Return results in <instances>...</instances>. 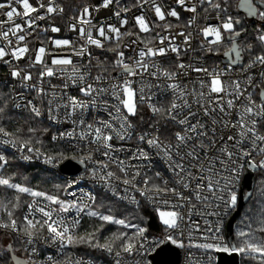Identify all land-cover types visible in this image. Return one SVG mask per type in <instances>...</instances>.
Wrapping results in <instances>:
<instances>
[{
  "label": "snow or ice",
  "instance_id": "snow-or-ice-1",
  "mask_svg": "<svg viewBox=\"0 0 264 264\" xmlns=\"http://www.w3.org/2000/svg\"><path fill=\"white\" fill-rule=\"evenodd\" d=\"M174 4L166 7L161 0H134L130 6L122 5L121 0L85 3L75 15L68 17L66 25L69 31L77 33L82 43L77 46L71 39L49 37L54 51L41 41V46L34 50L33 56L28 57L27 68H24L20 67L19 61L32 51L27 41L38 28L45 32H61V28L55 25L42 28L39 21L63 16L65 8L57 0H35V4L30 0H6L0 2V15L6 18L0 20V62L9 66L10 76L18 80L21 88L35 90L41 100L49 96L44 83L50 85L52 98L47 100L49 119L56 121V113L61 107L68 110L66 119L81 110L80 118L72 120V123L83 126L79 139L88 145H95V149L89 147L88 153L80 157L63 152L47 156L44 159L46 164L77 160L85 166L92 179H98L107 191L118 199L130 201L137 208L139 201L129 192L130 189L139 192L153 205L163 226L165 235L156 242L157 246L170 242L184 248L186 245L181 237L187 231L190 241L187 247L203 250V258L189 256L188 264H215L216 257L211 253L236 254L256 264H264V239H257L254 234L257 231L264 233V203L249 219L246 225L249 231L239 230L236 233L239 243L225 240L222 220L213 225L207 219L204 220L206 228L201 235L204 242L191 243L193 232L200 230V224L192 220L193 215H219V212L208 211L214 204L216 208L223 205L226 210H235L240 191L238 185L245 165L251 170L264 171V0H174ZM14 5L22 6V9ZM146 6L152 11L154 19L147 17ZM134 8L140 9V14L129 17L127 14ZM178 8L191 14L186 21ZM232 9L237 10L235 15ZM102 11L109 12L107 19L115 17L117 23L98 20L97 14ZM201 16L205 24L198 26ZM16 17L22 23H16ZM170 18L178 23L173 24ZM250 20L253 23L249 24ZM194 26L196 36L202 37L196 46H193V31L188 30ZM157 28L160 31H156ZM174 28L178 29L175 34ZM250 28H254L252 37L257 42L255 45L248 40ZM141 34H148V38ZM178 37L182 38L179 42ZM126 38H134L132 44L143 45L131 49L134 55L127 58L125 51L121 50L130 48L124 42ZM91 48L114 54L110 66L119 70L117 76L105 75L109 72L107 58L102 60L94 56ZM197 51L217 56L222 52L227 63L223 68L218 65L209 67L195 55L185 62L184 57L189 52ZM46 56L51 57L50 63ZM172 56L175 60L169 67H164L158 59H171ZM73 57L80 58V61L74 62ZM84 58H87L86 62ZM37 66V83L29 84L33 81L30 69ZM93 68L99 74L93 76ZM53 77L62 78V85H53L50 79L45 80ZM89 79L93 82H88ZM58 87L60 92L56 91ZM69 87H76L80 96L68 95L66 90ZM158 95L168 97L167 105L158 102ZM64 97H67V103L61 104L59 101ZM23 100L24 97L19 96L13 107L26 108L35 117L41 115L40 108L32 99L26 103ZM98 106L108 112L109 119L86 123L83 110ZM145 107L151 113L148 129L136 133V121L144 122L141 113ZM7 109V100L0 95V121ZM20 131L17 129V133ZM28 131L34 133L36 130L29 128ZM134 134L137 146L129 159L150 165L153 156L159 157L170 173L169 179H165L160 172L148 176L142 171L143 165L126 163L114 155L124 148L117 149L113 140L128 141ZM0 135L13 137L3 140L5 145L13 148L19 145L21 152L27 148L29 153L35 151L38 156L43 155L39 149L30 146L31 138L23 140L3 126H0ZM73 135L74 131H69L61 133L59 138ZM53 139L57 137L53 136ZM94 152L100 153L104 160H95ZM22 159L29 160L31 157L25 155ZM88 163L93 167L88 168ZM7 164V158L0 154V169ZM111 165L123 174L122 180L109 170ZM139 177H142L141 181L137 180ZM113 179L121 180L126 186L123 189L125 195H120L112 187ZM78 182L72 180L64 186L54 185L58 193L62 190L73 197L72 200H65L59 194L13 183L12 177L5 178L0 174V186L13 189L16 193L6 203L0 200V212L7 217L6 220L0 217V230H4L2 234L9 237V242H0V264H38L34 244L45 232L48 239L59 244L61 251L67 246L87 244L109 254L114 252L115 264H124L123 254L143 256L155 250L146 249L144 243L137 246L139 241H146L144 234L148 231L147 227L94 210L96 196L92 193L78 197L77 192L69 191ZM20 194L33 198L27 203L28 212L22 220L14 216L15 210L20 207ZM251 196L249 192L247 198ZM240 198H244L243 194ZM161 204L168 210H161ZM198 205L203 206V211ZM71 210H75L77 217L83 213L136 231L132 236L120 233L100 243L95 231L77 234L79 218L68 222L62 215ZM224 214L227 215V211ZM253 223L257 225L255 229ZM16 240L22 248L16 246ZM118 240L122 243L119 250H114ZM41 264H73V261L70 256L59 260L49 255ZM74 264L83 262L77 260ZM135 264L150 262L136 260Z\"/></svg>",
  "mask_w": 264,
  "mask_h": 264
},
{
  "label": "built area",
  "instance_id": "built-area-1",
  "mask_svg": "<svg viewBox=\"0 0 264 264\" xmlns=\"http://www.w3.org/2000/svg\"><path fill=\"white\" fill-rule=\"evenodd\" d=\"M63 1H66L67 3V8H65V6L62 4ZM0 2H6V0H0ZM30 2L35 4V0H30ZM93 2V0H57V3H59L60 5H62L65 8V13L63 14V16H53L51 18H49L48 20H44V21H39V25L43 28V27H49L50 25H55L61 28V32L60 33H52L50 30L45 32V31H41L39 28L36 30V32L33 33L32 36H30L28 38V46L30 48V51L28 53V56L25 57V59L19 61V65L20 67H24L27 68V64H28V57H31L34 55V50L36 48H38L39 46H41V41H43V43L46 45V47L50 50V51H54L53 46L51 45V43L49 42V37L54 38V39H71L75 42V44L77 46H79L82 41L78 39L77 33L75 32H71L68 30L67 28V23L68 21V17L71 15H75L77 12V9L81 6H83V4L85 3H90ZM134 2V0H121V4H127V5H131ZM161 2L166 6V7H170V6H175L174 4V0H161ZM16 6V5H14ZM18 9H22V6H16ZM140 9L134 8L132 12L128 13L127 15L129 17H132L134 15H138L140 14ZM147 17L149 19H154V15L152 13V11L146 6L144 9ZM178 11H181V16L182 19L184 21L187 20V18L191 15L190 13H184L182 10H180L178 8ZM110 15L109 12L107 11H102L101 13L97 14V19L98 20H104L107 23H113L116 24L117 20L115 17H112L110 20L107 19V17ZM6 19L4 16L0 15V20H4ZM172 19L173 24L178 23L177 21H175L173 18ZM16 23H22V20L19 17L15 18ZM97 22V21H94ZM205 24V20L203 18V16H201V18L197 21V25L198 26H203ZM131 26V21H130V25ZM195 26L193 29H188L189 31H193L194 34V40H193V46L198 45V43L200 42V40L202 39V37L196 36L195 34ZM178 29H173V34H175V32ZM123 31V29H122ZM133 31H136V29H133ZM156 31H160L159 28L156 29ZM95 35V33H94ZM145 39L148 38V34H141ZM151 35H155V33H152ZM134 38H126L125 39V43L130 45V48L125 49L122 48L121 50L125 51V56L126 58L129 56L134 55V52L131 51V49H138L139 47H142V44H132L131 40ZM182 38H177V42H179V40ZM249 41H251L254 45L257 43L253 37L249 38ZM94 56H98V57H102L103 53H108V52H102L99 49H95V48H91L90 49ZM67 51V50H64ZM110 55H112V57L114 58V54L112 53H108ZM197 56L199 58H201L204 62H205V66H209V67H215V66H219L221 68H223L226 63H214L210 61V57L212 56V54H202L199 51H197L196 53H191L189 52V54L187 56L184 57L185 62H187L189 59H191L193 56ZM45 59L50 63V59L51 57L46 56ZM160 59L161 63L163 64L164 67H169L172 65L171 62L172 60L175 59L174 56L171 57V59H167V58H158ZM87 58H84V62H86ZM73 61L74 62H79L80 58L78 57H73ZM93 63H95V61H93ZM38 70H39V66H37L36 68L30 69V71L33 73V81H29V84L32 83H37V76H38ZM96 68L92 69V74L93 76L97 75L98 73L95 71ZM238 71V70H237ZM119 70H115L113 73H106L105 75H111V76H117L118 75ZM51 81V84L53 85H57V86H61L63 83L62 78H58V77H53V78H45V80H49ZM88 82H93L91 79H89ZM4 86L7 90L8 96H9V100H10V106L11 109L17 113V114H23V113H28L30 116L39 119V120H43L45 121L49 128L51 129V140L52 142L63 146L66 151L67 154L69 156L71 155H75L77 157L86 155L89 151V147H91L93 150L95 149V145H88L86 141L84 140H80L79 139V133L82 130L83 126H77L75 124L72 123V120H78L81 116V110H77V112L71 117L66 119L65 118V113L66 111H68L67 109H64L63 107H61L56 115L58 116V119L56 121L49 119V113H48V104H47V100L51 99V88L50 85L45 82L43 87L45 88L46 91L49 92V96L45 97L43 100H41L40 97H38L36 95L35 90H32L30 88H21L19 85L18 80H14L11 76H10V69L8 65L3 64L2 62H0V87ZM102 86H107V84H103ZM57 92H60L61 89L58 87L56 89ZM67 94L68 95H72V96H80V93L78 92V89L76 87H69L67 90ZM155 91V90H154ZM19 96H23L24 100L22 102L26 103L27 100L32 99L33 102L40 108L41 110V115L39 117H35L33 116L26 108L23 109H15L13 107L14 103L17 101V99H19ZM83 98V97H81ZM86 99V98H84ZM104 99H110L109 97H104ZM157 100L159 103H161L163 100H167L168 103V97H164V96H157ZM61 104L63 103H67V97H64V99L62 101H59ZM111 103H115V101H111ZM83 118L85 119L86 123H95L96 119H100V120H107L109 119V115L108 112L105 111L103 109L102 106H98V107H89L88 109H84L83 110ZM144 116V122L141 123L140 126L137 125V129H136V133H139L141 130L144 129H148V124H149V117L151 116V113H149L147 111V108L145 107L141 113ZM8 132H10L9 130H7ZM69 131H74V135L72 137H67L65 136L64 138H59L61 133H65V132H69ZM12 133V132H10ZM53 136H56L57 139H53ZM13 137H4L2 135H0V154L4 155L8 162L10 161V159L17 161L19 164L23 165V166H34L37 168H41L43 170L46 171H50L52 173H55L60 180H62L63 182V186L66 185L67 182L72 181V180H78V184L75 185L72 189H69V191H75L77 192V196L78 197H82L84 193H92L97 197V192L98 191H102L105 194H107L111 199L124 204L126 206L129 207H133V208H137V206L135 204H132L130 201L128 200H121L118 199L116 196H114L112 194L111 191H107L105 189V187L103 186L102 182H98L97 180H94L91 178V176L89 175L88 172L85 171V169L82 172H79L77 174H68V173H62L60 171V164H56V162L54 161L53 164H46L44 162L45 157L47 156H56V155H50L48 153H46L44 150H42L40 147L31 144L30 146L33 147L34 149H39L40 153H42L43 155L38 156L37 153L35 151L29 153L27 151V148L24 149L23 152L19 151V145H17L16 148H13L11 145H5L2 143L3 140L5 139H12ZM114 144V146L119 149L121 146L124 148L123 151H117L116 153H114L115 156L119 157V159H124L126 163H132V164H140L143 165L142 167V171L144 173H146L148 176H154V174L156 172H160L161 175L165 178V179H169L170 178V173L167 171L164 162L159 158V157H155L153 156L150 165L148 164V162H141V161H135V160H130L129 157L132 155V153L135 151L136 146H137V140L135 139V134L133 135V138L131 140L128 141H117V140H113L112 142ZM145 148H147V146H144ZM77 149H80L79 151ZM29 156L31 157V159L29 160H24L22 159L23 156ZM151 155V153H150ZM257 159H260L259 156L256 157ZM94 159L95 160H104V157H102L100 155V153L98 152H94ZM87 163V162H86ZM55 165V166H54ZM88 168H92L93 165L91 163L87 164ZM247 166L245 165V169L242 171L241 174V181H240V185H238V188L241 189V185H242V180H243V176H244V172L246 170ZM111 171H114L117 176L121 177V180L124 178L123 174L120 173L119 169L115 166V165H111L110 169ZM80 177H83V179H79ZM121 180H115L113 179L111 181V185L113 188L116 189L117 192L120 193V195H125L123 189L126 187L125 185H123L121 183ZM138 181L142 180V177L137 178ZM142 186V184L140 185ZM129 194L131 195H135L136 199L139 201V206L141 204H146L149 208H151L152 210L155 211L153 205L149 204L147 202V200H145L144 197H141L139 192H136L133 189H130ZM239 194L240 191L238 192V199H239ZM60 197L62 199L65 200H72L73 197L68 195L66 192L62 191L60 192ZM32 197L29 198L27 203H30L32 201ZM219 203V202H216ZM159 207L161 208V210H168L167 206L164 205H159ZM201 211H203V206H199ZM208 211H216L219 212V215H207V216H201V215H193L192 216V220L196 221L200 224V230L199 231H194L192 234V239H191V243H202L204 242L201 239V235L204 232V229L206 228V225L204 224V220L207 219L209 222H211L213 225H215L218 221H223V229H222V234L225 237V240H227L226 237V224L228 219L231 217V215L233 214V212L235 210L232 209H224L223 205H221L219 208L215 207V204L213 205V207L209 208ZM225 211H227V215H225ZM28 212V208H27V204L23 210L22 213V217L27 214ZM63 216H65L67 218L68 222H71V220L79 218L80 223L76 229V232L78 235H82L84 232V222L87 219V215L85 214H80L79 217H77L75 210H71L69 213H65L62 214ZM0 217H2L3 219L6 220V217L4 216L3 212H0ZM188 225V222L186 221V226ZM145 227V226H144ZM4 230H0V242H9V237L3 235ZM133 234V231L130 232V235ZM145 237L147 238L146 241L145 240H141L137 243V246H139V243H144L145 244V248L146 249H153L155 248L154 251H148V253L146 255L143 256H137L135 253L129 255V254H123V261L124 264H135L136 260H142L144 262H150L151 264V255L163 244L160 245H156V242L161 240L164 235L165 232L164 230L161 233L158 234H148L147 232L144 234ZM177 236H179V233H177ZM105 239H100V243H104ZM181 239H183L184 243H185V247L184 248H179L181 250V259L179 261L178 264H188V258L189 256H192L193 258H203L204 257V253L203 250L200 249H196V248H190L187 247L189 241L188 235H187V231H185V235L183 237H181ZM16 246L22 248L23 246L20 244L19 240L15 241ZM34 246L37 248V253H36V260L38 261V264H41V262H43L47 256L52 255L53 257L59 259V260H64L65 257H71L73 264L75 261L80 260L83 262V264H115V254L114 252L112 254H109L108 252L101 250V249H97L95 248L99 253H101L102 255H104L106 257V261L99 263L96 260H93L89 257H85L83 255H80L78 253H75L72 251V246H67L65 247L62 251L60 249V246L58 243H53L51 241V239L47 238V233H43L42 237L39 238ZM31 247V246H29ZM114 250H119V246L114 245ZM211 255H214L216 257L215 260V264H218V255L217 253H211Z\"/></svg>",
  "mask_w": 264,
  "mask_h": 264
},
{
  "label": "trees",
  "instance_id": "trees-1",
  "mask_svg": "<svg viewBox=\"0 0 264 264\" xmlns=\"http://www.w3.org/2000/svg\"><path fill=\"white\" fill-rule=\"evenodd\" d=\"M232 11L233 14L235 15L237 10L232 9ZM251 23L253 22L250 20L249 24ZM252 29L253 28L249 29L248 40L249 38L252 37V33H253ZM245 56L247 57L246 53ZM105 58H107V62L109 65L108 73H113L115 70H113L110 66L111 61L113 59L112 55L108 53H103L100 59L103 60ZM174 60H172L171 62H173ZM210 61L216 64L221 63L220 55L218 56L212 55L210 57ZM95 71L99 74L97 69ZM0 95H3L8 103V109L6 110L4 119L0 121V126H3L6 130H13L15 128L21 129V131L17 134L21 139L28 140L31 138L33 145L40 147L42 150H44L46 153L50 155H57L58 153L61 152L68 155L67 151L63 146H60L52 142L51 129L49 128L48 124L45 121L36 118L34 119V117L30 116L28 113H23V114L15 113L11 109L9 96L5 87H0ZM161 104L167 105V100H163ZM136 124L140 126L141 122L137 120ZM29 128H33L36 131L34 133H30L28 131ZM37 141H39V143H37ZM3 170L5 171V174L11 175L14 179L18 181L21 182L23 181V183L26 185H30V186L36 185L37 187L47 191H54L56 189L54 186H52V183L55 182L56 179L53 178L54 181L49 180L50 174H54V175L56 174L50 171H46L34 166H22V165L20 166L16 163H12L11 167L10 165L5 166ZM0 194H3L4 196L3 201L5 203L9 201V195L11 194L10 190H8L7 188L0 187ZM24 198L25 197H21L20 207L17 208L14 212V216L19 220L23 213V206L25 205L23 203ZM262 203H264V171L258 170L257 180L252 198L244 206L240 216L237 218L234 225L235 243H239V240L237 239L236 236V233L239 230L249 231L246 225L249 223V219L256 214L258 207L261 206ZM8 207L11 208V204H9ZM93 208L94 210H97L102 214H111L116 218H121L130 222L139 223L142 226L147 227L148 228L147 233L151 235L161 233L164 230L163 226L159 221L157 213L144 203L141 204L138 208L129 207L111 199L104 192L98 191L96 197V203L95 205H93ZM109 209H111L110 212ZM4 216L6 217V214H4ZM87 223H89V220L88 221L86 220L84 222V227L85 225H87ZM256 227L257 225L253 223V228L255 229ZM104 231H109L110 233L113 234V236L121 233V229L114 227L113 225L110 224H105L101 232L105 233ZM254 234L257 239H264V233H260L257 231ZM121 243L122 241L118 240L116 241L115 245L119 246V244ZM72 251L80 255H83L85 257H89L96 261L102 255L95 248L89 247L87 244L72 246ZM241 264H256V262L244 256H241Z\"/></svg>",
  "mask_w": 264,
  "mask_h": 264
},
{
  "label": "water",
  "instance_id": "water-1",
  "mask_svg": "<svg viewBox=\"0 0 264 264\" xmlns=\"http://www.w3.org/2000/svg\"><path fill=\"white\" fill-rule=\"evenodd\" d=\"M220 60L222 63H227V58H225L222 54L220 55ZM60 171L62 173L68 174H77L82 172L85 169L84 165L78 163L77 160H73L71 162L64 161L59 166ZM257 170H251L246 168L242 180V185L240 189L238 205L231 217L228 219L226 224V237L228 242H234V225L237 218L240 216L244 206L249 202L247 198V194L249 192H254L256 180H257ZM243 194L244 198L241 199L240 196ZM218 255V264H241V256L236 254H225V253H217ZM181 259V250L171 244L170 242L164 243L161 245L152 255H151V264H178Z\"/></svg>",
  "mask_w": 264,
  "mask_h": 264
},
{
  "label": "rangeland",
  "instance_id": "rangeland-1",
  "mask_svg": "<svg viewBox=\"0 0 264 264\" xmlns=\"http://www.w3.org/2000/svg\"><path fill=\"white\" fill-rule=\"evenodd\" d=\"M62 4L65 6V8H67V3H66V1H63L62 2ZM253 30V32H254V28L252 29ZM1 87H4V86H1ZM35 119V118H34ZM10 132H12V133H15L16 135L19 133H17V128H15V129H13V130H9ZM61 146V145H60ZM66 150V149H65ZM12 163H16V164H18V165H20L21 166V164H19L17 161H15V160H12V159H10V161L8 162V164L7 165H10V167L12 166ZM6 165V166H7ZM23 166V165H22ZM4 169V168H3ZM3 169H0V174H2L3 176H5V178H7V177H12L11 175H7V174H5V171L3 170ZM49 180H52V181H54L53 180V178L54 179H56V181L55 182H51L52 183V186H54V185H56V184H59V185H61V186H63V182H62V180H60L59 179V177L57 176V175H54V174H50L49 175ZM12 182L13 183H20V184H22V185H25V186H28V187H31V188H33V189H35V190H40V191H45V192H48V193H50V194H59L60 195V192L61 191H59V193H58V190L57 189H55L54 191H47V190H44V189H41V188H39V187H37L36 185H26V184H24L23 183V181L21 182V181H18V180H16V179H14L13 177H12ZM0 187H3V186H0ZM3 188H6V187H3ZM8 189V188H7ZM8 190H10L11 191V196L9 195V200L10 199H13V197L16 195V193H15V190H13V189H8ZM3 194H0V200H3ZM21 197H25L24 199H23V203L25 204L24 206H23V210H24V208H25V206H26V204H27V202H28V200H29V198L31 197V196H29V195H27V194H20V200H21ZM22 217V216H21ZM7 219V218H6ZM118 219H121V218H118ZM20 220H22V218H20ZM87 221L89 220V223H87V225H85V227H84V232H83V234H85V233H88V232H93V231H95L96 232V238L100 241V239H105V238H110V237H113V234L112 233H110L109 231H104L105 233H102L101 232V230L103 229V227L105 226V224H110V225H113L114 227H117V228H119V229H121V233H127L129 236H132V235H134V233H135V229L134 228H126V227H124V226H121V225H117V224H114V223H105V222H102V221H100L98 218H94V217H87V219H86ZM127 221V220H126ZM127 222H129V223H131V224H139V223H136V222H130V221H127ZM139 225H141V224H139ZM142 226V225H141ZM97 229H98V231H97ZM116 229V228H115ZM131 231H133V234L132 235H130V232ZM120 245V244H119ZM99 263H102V262H105L106 261V257L104 256V255H101L100 256V258L97 260Z\"/></svg>",
  "mask_w": 264,
  "mask_h": 264
}]
</instances>
